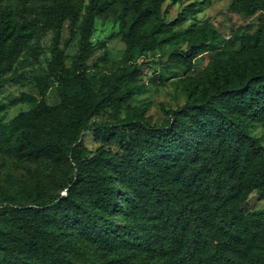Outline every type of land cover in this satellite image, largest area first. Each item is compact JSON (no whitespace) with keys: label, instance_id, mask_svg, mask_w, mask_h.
Returning <instances> with one entry per match:
<instances>
[{"label":"trees","instance_id":"obj_1","mask_svg":"<svg viewBox=\"0 0 264 264\" xmlns=\"http://www.w3.org/2000/svg\"><path fill=\"white\" fill-rule=\"evenodd\" d=\"M167 1L183 0H0V91L8 75L20 81L33 40L54 34L41 99L26 96L34 108L0 124V153L69 166L62 194L1 201L9 232L0 233V264H264V211L246 212L252 193L264 201V140L252 134L264 125V0H233L234 13L262 15L253 35L233 40L209 22L181 29L198 4L168 21ZM113 9L126 52L96 87L88 65L95 22ZM66 23L80 37L72 61L61 48ZM170 42L186 50L166 64L188 72L204 54L225 56L179 80L184 105L151 126L145 106L127 107L153 64L136 57ZM107 109L112 121H94Z\"/></svg>","mask_w":264,"mask_h":264},{"label":"rangeland","instance_id":"obj_2","mask_svg":"<svg viewBox=\"0 0 264 264\" xmlns=\"http://www.w3.org/2000/svg\"><path fill=\"white\" fill-rule=\"evenodd\" d=\"M198 4L200 12L195 17L189 18L180 26L186 30L193 25L204 22L211 23L223 36L225 40L240 38L242 35H253L259 26L261 14L247 17L234 13L231 10L233 0H183L180 3L167 1L164 10L167 11V20L174 21L182 10L190 4ZM7 4L17 5L16 1ZM6 3L1 4V6ZM120 9L111 10L107 16L99 17L95 22L92 43L95 47L94 53L88 61L90 75L96 87L100 85V77L110 74L120 65L126 52V44L120 32L119 21ZM236 48L240 42L235 40ZM54 34L49 32L40 35L30 45L23 62L18 66L17 79L11 81L7 76L6 83L0 91V124L9 125L18 115L31 111L34 106L26 101V96L41 99L37 87L38 80L47 79L49 65L53 58ZM80 37L71 38L68 23L65 24L62 34L61 48L67 59L72 61L78 52ZM175 49L186 50L185 44L179 46L178 42H170L164 47L155 46L142 57H136V61H152V67L144 70L143 81L145 90L137 95L127 107L136 108L145 106L147 108L145 119L151 126L164 125L171 118L170 111L184 105L186 98L177 88V82L186 76H197L215 58L225 56V50L207 53L197 61L195 68L188 72L177 66L166 64L169 54ZM15 77V78H16ZM49 103H54L52 93L48 96ZM111 109H107L102 116L96 118L97 122H110ZM123 111L121 118H125ZM252 134L264 140V125L253 128ZM85 146L94 151L97 144L92 134L84 139ZM69 175V166L64 162L50 163L47 161H25L0 153V204L1 201L16 197L26 204H32L38 194L51 197L61 192L62 184ZM264 211V201L260 199L257 192L250 195L246 212ZM9 230L0 225V233H8ZM3 253L0 252V259Z\"/></svg>","mask_w":264,"mask_h":264}]
</instances>
